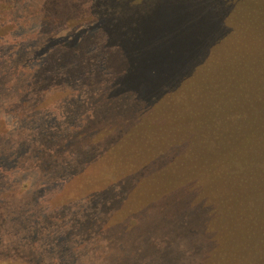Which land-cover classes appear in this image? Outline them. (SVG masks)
Here are the masks:
<instances>
[{
    "label": "rangeland",
    "instance_id": "1",
    "mask_svg": "<svg viewBox=\"0 0 264 264\" xmlns=\"http://www.w3.org/2000/svg\"><path fill=\"white\" fill-rule=\"evenodd\" d=\"M105 1L0 0V264H264V41Z\"/></svg>",
    "mask_w": 264,
    "mask_h": 264
},
{
    "label": "trees",
    "instance_id": "2",
    "mask_svg": "<svg viewBox=\"0 0 264 264\" xmlns=\"http://www.w3.org/2000/svg\"><path fill=\"white\" fill-rule=\"evenodd\" d=\"M250 1L253 4H249V8H245V5L229 6V0H156L155 2L151 0H106L105 6L107 11L117 12L114 16H116V21L120 23H123L124 19L130 18L129 15H138L143 20L161 19L162 21H166L169 19L168 22H171V27L179 28L180 33L183 35L187 34V36H189L187 39H190L191 43L198 41L197 39L202 34V27L207 30L211 25L220 27L223 25L224 34H226L228 33L226 27L228 24H232L236 27L235 19L238 21L243 20L247 21L250 26L252 24V31L255 34L254 41L256 42L260 39L262 42L264 41V7H262L261 4H264V0H247V2ZM254 3L256 5H254ZM243 9L248 10L251 16H258L252 18L251 16L242 15L240 17L239 13ZM194 14H197V16L193 17ZM258 27H260L259 30ZM141 37L142 36H140V38ZM191 43L187 41L185 44L191 47ZM172 53H174V50ZM246 53H251V48H248ZM248 71L251 72L250 78L253 80L256 78L262 79L264 77V69L259 68V70L254 69ZM233 72L235 73V71ZM232 74L233 73L227 72L223 73L222 76L224 75V77L227 78ZM240 77L243 78L244 75L241 74L239 80ZM235 83H237V81H235ZM225 92L227 93L224 94ZM233 95L236 99H239V102L235 101L234 103L242 106L251 103V115L255 113L253 108L261 105L260 102L264 105L262 101L264 99V86L260 84H253V86H230L224 89L221 94L223 99L228 100H232V98H234L232 97ZM253 100H255V102H252ZM239 113L241 118L246 119L248 110L245 112L239 110ZM257 114H259L258 109Z\"/></svg>",
    "mask_w": 264,
    "mask_h": 264
}]
</instances>
